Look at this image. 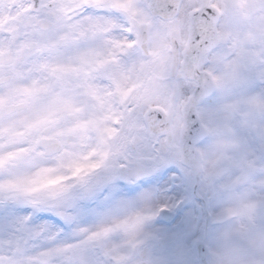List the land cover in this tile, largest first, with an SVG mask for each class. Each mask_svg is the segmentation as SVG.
I'll use <instances>...</instances> for the list:
<instances>
[{"label":"snow or ice","instance_id":"6c2138e0","mask_svg":"<svg viewBox=\"0 0 264 264\" xmlns=\"http://www.w3.org/2000/svg\"><path fill=\"white\" fill-rule=\"evenodd\" d=\"M0 264H264V0H0Z\"/></svg>","mask_w":264,"mask_h":264}]
</instances>
